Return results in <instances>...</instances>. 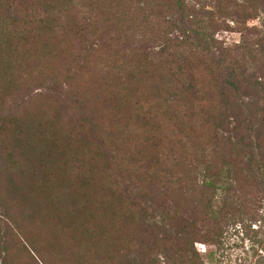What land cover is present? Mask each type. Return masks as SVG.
Wrapping results in <instances>:
<instances>
[{
    "label": "rangeland",
    "instance_id": "rangeland-1",
    "mask_svg": "<svg viewBox=\"0 0 264 264\" xmlns=\"http://www.w3.org/2000/svg\"><path fill=\"white\" fill-rule=\"evenodd\" d=\"M10 1L13 14L20 13L24 21L22 31L15 38L4 35L0 27V198L7 204V207L0 208V264H33V255L31 257L17 246L16 224L23 232L29 231L34 235L44 228L29 222L30 202L24 203L14 195L13 184L24 182L31 160L45 161L49 165L56 163L55 168L49 166L54 170L53 179L59 182L51 192L52 201L59 203L58 189L69 183L76 189L113 186L128 202H135L143 210L149 209L148 214L155 218V222L148 230L132 224L122 229L121 225L117 227V239L121 235L125 238L131 235L137 242L129 250L123 249L120 242L114 245L112 264H147L152 255L154 258L161 256V249L160 253H156L157 250L147 252L137 244L153 235L161 238L166 233L163 218L175 221L178 213L191 217L190 220L197 217L201 220L200 231L204 232L203 224L206 226L208 223L202 208V193L188 194L176 186L167 185L162 181L165 180L162 175V179L152 177L156 175V159L177 165L187 157L179 147L170 148L173 147L171 141L175 130L189 146L188 150L193 147L190 159L194 160L196 154L199 156L201 144L190 142L177 127L164 126L163 119L154 118L150 130L146 129L145 123L138 127L129 125L128 119H135L133 111L129 107L121 116L117 108L118 103H123L125 83L129 82L124 81L128 79V73L131 75L132 68L125 66V71L119 73L120 65L116 61L128 56L129 53L125 55L124 52L129 50H158L157 43L148 41L157 31L149 35L147 27H142L139 32L133 30L138 35L125 36L123 30L126 29L118 26V20L125 17V12L113 8L110 14L112 0H99L103 7L99 10H92L84 0ZM150 14L154 15L153 11ZM155 14L160 19L154 15L152 25L156 29L162 25L167 28L166 23L173 17L172 11L162 9ZM149 15L145 13L146 17ZM143 19L144 15L140 16L141 22ZM248 26L254 29L249 34L251 42L264 41V16ZM218 39L226 46L234 47L242 41V36L223 32ZM116 52L118 56L114 59ZM119 76L125 80H120ZM204 86L196 88L208 95ZM143 87L137 81L133 85L134 89ZM157 110L156 113H162L161 117L168 120L164 110ZM24 122L39 136L32 137V145L21 150L12 132ZM193 126L202 135L200 124ZM40 131L48 133L47 137H42L48 139L45 145V140L41 143ZM52 135L57 137L56 141H52ZM55 142H63L64 148ZM61 150L66 164L62 173L58 171L64 166L60 162L62 157L60 160L57 158ZM223 151L219 149L214 153L210 150L207 155L212 163L219 161L221 167L227 165L233 180L239 181L233 195L236 196L235 201L231 202L228 211L240 216L236 222L225 226L221 246L207 247L198 243L196 248L207 264H255L258 256L264 258V186L259 185L246 153L226 150L222 157ZM58 209L64 212L65 206L61 204ZM253 214L260 221L253 222ZM61 235L54 241L53 236L48 238L46 235L49 244L46 240L45 247H40L44 251L41 264H67L50 252L51 244L57 252L70 259L68 264H101L97 251L82 247L75 234ZM8 245L12 253L9 260H5L4 250Z\"/></svg>",
    "mask_w": 264,
    "mask_h": 264
},
{
    "label": "trees",
    "instance_id": "trees-1",
    "mask_svg": "<svg viewBox=\"0 0 264 264\" xmlns=\"http://www.w3.org/2000/svg\"><path fill=\"white\" fill-rule=\"evenodd\" d=\"M84 1L89 3L92 10L103 8L99 0ZM111 3L110 14L113 8L125 12L122 20L117 19L119 28L126 29L123 30L125 36L138 35L142 27H147L149 35L157 31L150 38L146 35L145 39L157 43L158 50H129L124 52L125 55L129 53L128 56L116 61L120 65L119 73L125 71V66L132 68L127 80L119 76L120 80L129 81L125 83L123 103L117 105L119 114L123 116L130 107L135 119L129 118V125L138 127L140 123H145L146 129L152 126L154 118L163 119L164 126L177 127L180 133L188 136L190 142L198 141L201 144L199 156L196 154L194 160L190 159L193 147L188 150L189 146L184 144L175 130L171 141L173 147L170 148L179 147L187 157L178 161L177 165L156 159V175L152 177L162 179L163 176L165 180L162 181L167 185L176 186L188 194L202 193V208L208 223L206 226L203 224L205 231H200V219L193 217L190 220L191 217L178 213L175 221L163 218L166 233L161 238L157 235L144 238L137 247L147 252L151 250L152 253L156 250L158 253L161 249V256L154 258L152 255L147 264H207L196 245L221 246L225 226L229 222H236L237 216H240L228 211L231 202L235 201L236 196L233 195L239 181L233 180L227 165L221 167L219 161L212 163L207 155L209 151L218 153L219 149H223L222 157L226 150L246 153L259 185L264 186V41L251 42L249 34L254 29L248 26L250 22L263 18L264 0H112ZM13 9L10 0H0V27L4 35L15 38L22 31L24 20L20 13L13 14ZM162 9L172 11L173 17L166 23L167 28L162 25L156 29L152 25V18L156 16L158 19L155 12ZM151 11L155 16L149 15ZM145 13L149 16L146 17ZM142 15L144 19L141 22ZM223 32L241 34L242 41L234 47L226 46L218 39ZM114 55L116 59L118 52ZM136 81L144 87L134 89ZM203 85L208 89V95L196 88ZM155 109L164 110L168 120L161 117L162 113H156ZM148 121L151 123L148 124ZM195 123L200 124L202 135L195 130ZM25 124L12 132L21 150L32 145V137L39 136ZM40 133L43 144L48 133ZM47 140L44 145L48 143ZM56 140L57 137L52 135V141ZM55 143H61L64 148L63 142ZM57 158L64 165L58 171L66 170L62 150ZM28 165L30 168L27 177L22 180L24 182L13 184L14 195L24 203L30 202L32 210H28L29 222L44 228L34 235L29 231L23 232L16 224L15 238L21 250L27 251L31 257L33 255V264L43 262L44 251L40 247H45L46 240L49 244L46 235L48 238L53 236L54 241L63 233L75 234L82 247L97 251L101 264H112L114 245L120 242L124 245L123 249L129 250L137 242L131 235L127 238L121 235L117 239L118 226L121 225L122 229L132 224L148 230L155 222V218L148 214L149 209L143 210L135 202H128L113 186L95 185L91 189L88 186L76 189L69 183L58 189L59 203L52 201L51 192L59 182L53 179L54 170L49 166L54 167L56 163L49 165L45 161L31 160ZM62 180L66 178L62 177ZM61 204L65 206L64 212L58 209ZM1 207H7L2 198ZM257 218L253 214L251 220L260 221ZM10 249L8 245L4 250L5 260L11 257ZM49 249L64 263L70 262L52 244ZM255 264H264V258L258 256Z\"/></svg>",
    "mask_w": 264,
    "mask_h": 264
}]
</instances>
